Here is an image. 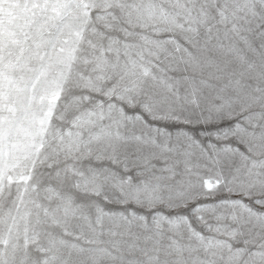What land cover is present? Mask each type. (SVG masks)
<instances>
[{
	"label": "snow or ice",
	"instance_id": "1",
	"mask_svg": "<svg viewBox=\"0 0 264 264\" xmlns=\"http://www.w3.org/2000/svg\"><path fill=\"white\" fill-rule=\"evenodd\" d=\"M0 264H264V0H0Z\"/></svg>",
	"mask_w": 264,
	"mask_h": 264
}]
</instances>
